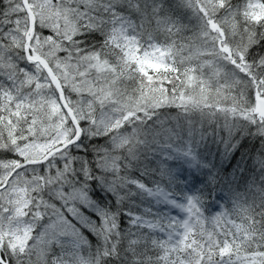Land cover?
Instances as JSON below:
<instances>
[{"label": "snow or ice", "instance_id": "6c2138e0", "mask_svg": "<svg viewBox=\"0 0 264 264\" xmlns=\"http://www.w3.org/2000/svg\"><path fill=\"white\" fill-rule=\"evenodd\" d=\"M0 264H264V0H0Z\"/></svg>", "mask_w": 264, "mask_h": 264}, {"label": "trees", "instance_id": "16d2710c", "mask_svg": "<svg viewBox=\"0 0 264 264\" xmlns=\"http://www.w3.org/2000/svg\"><path fill=\"white\" fill-rule=\"evenodd\" d=\"M259 148L258 143L253 144L250 142H245L244 146L236 153L235 157L232 160L231 165H225L224 167V173L227 174L228 172H230L232 170V167L236 164V161L240 159V153H247L248 154V164L251 165L252 164V159L251 157H254L257 153V150ZM213 151H215L213 149ZM216 163L219 164V156H216Z\"/></svg>", "mask_w": 264, "mask_h": 264}]
</instances>
